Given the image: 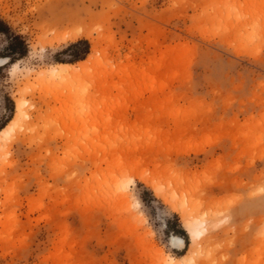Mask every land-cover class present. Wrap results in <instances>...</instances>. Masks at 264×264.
Returning a JSON list of instances; mask_svg holds the SVG:
<instances>
[{
    "label": "rangeland",
    "instance_id": "1",
    "mask_svg": "<svg viewBox=\"0 0 264 264\" xmlns=\"http://www.w3.org/2000/svg\"><path fill=\"white\" fill-rule=\"evenodd\" d=\"M0 21L26 47L9 63L0 33V131L20 97L28 122L0 147V264H264V0H0Z\"/></svg>",
    "mask_w": 264,
    "mask_h": 264
},
{
    "label": "bare ground",
    "instance_id": "2",
    "mask_svg": "<svg viewBox=\"0 0 264 264\" xmlns=\"http://www.w3.org/2000/svg\"><path fill=\"white\" fill-rule=\"evenodd\" d=\"M81 32H83V31H81ZM81 32H80V30H77L71 34L69 33L67 36L70 40H76L82 36ZM84 66H86V61H82L81 63H79L80 69ZM12 67H13V70H16V68H18L17 64H14ZM49 72L52 74V76L57 77L59 79L60 78L61 79H68L70 76H72L74 74L75 68L71 64L59 63V64L55 65L54 67H52ZM19 92L20 93L24 92V89H20ZM24 106H25V101L23 100V97H20L19 99H17V101H16V113H15L13 120H11L0 131V147L4 144L5 139L6 140H13V141L16 140L19 137V135L23 132V129L24 128L26 129L28 127L27 120H23V117L26 116ZM135 178L138 181H140V182L144 183L145 185L149 186L150 188H152L157 197L162 198L163 193L161 192V190H159V187L156 185V183L147 174L136 173ZM166 199L167 198H165L164 200H166ZM166 202H167V200H166ZM167 204H169V203H167ZM176 209H178V208L176 207ZM185 222H186L187 227H188V233L192 236V240L195 241L197 239H200V236H202L205 232L204 226H206V224L205 225H204V223L198 224L193 219H190L188 221L186 220ZM171 244H172V247H174L176 249H182L184 246V241L181 238L172 237L171 238ZM168 260L172 261L171 263L176 262L175 261L176 259L171 258V257H168Z\"/></svg>",
    "mask_w": 264,
    "mask_h": 264
},
{
    "label": "trees",
    "instance_id": "3",
    "mask_svg": "<svg viewBox=\"0 0 264 264\" xmlns=\"http://www.w3.org/2000/svg\"><path fill=\"white\" fill-rule=\"evenodd\" d=\"M0 33L8 36L9 40L11 41L9 44L10 53L5 56L6 58H8V62L13 63L17 60L22 59L25 56V51H26V47H25V43H24L23 39L18 35H12L9 32V29L6 26V24L2 21H0ZM82 43L85 44V48H84L85 52H88L87 42L83 41ZM74 45L75 44H73V46ZM181 234H182V232H181Z\"/></svg>",
    "mask_w": 264,
    "mask_h": 264
}]
</instances>
